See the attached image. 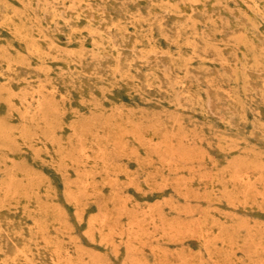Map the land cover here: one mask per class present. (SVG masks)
I'll return each mask as SVG.
<instances>
[{
    "label": "rangeland",
    "instance_id": "374dc122",
    "mask_svg": "<svg viewBox=\"0 0 264 264\" xmlns=\"http://www.w3.org/2000/svg\"><path fill=\"white\" fill-rule=\"evenodd\" d=\"M0 264H264V0H0Z\"/></svg>",
    "mask_w": 264,
    "mask_h": 264
}]
</instances>
